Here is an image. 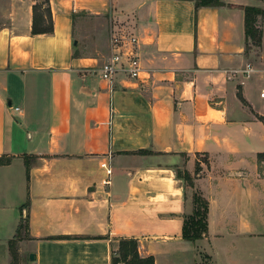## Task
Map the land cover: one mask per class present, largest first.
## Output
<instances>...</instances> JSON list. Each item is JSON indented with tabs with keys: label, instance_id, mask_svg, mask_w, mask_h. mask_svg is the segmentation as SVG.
I'll list each match as a JSON object with an SVG mask.
<instances>
[{
	"label": "crops",
	"instance_id": "0c3cea01",
	"mask_svg": "<svg viewBox=\"0 0 264 264\" xmlns=\"http://www.w3.org/2000/svg\"><path fill=\"white\" fill-rule=\"evenodd\" d=\"M223 1L0 0V244L33 264H111L122 238L155 264H264V19L246 52L244 10L264 0ZM42 2L54 32L33 34ZM121 25L143 70L109 82ZM177 168L208 202L196 241Z\"/></svg>",
	"mask_w": 264,
	"mask_h": 264
},
{
	"label": "trees",
	"instance_id": "16d2710c",
	"mask_svg": "<svg viewBox=\"0 0 264 264\" xmlns=\"http://www.w3.org/2000/svg\"><path fill=\"white\" fill-rule=\"evenodd\" d=\"M196 6H221L225 2L223 0H195ZM245 10V33H246V52L252 46L260 47L262 45L263 30L259 25L260 19H264V8L256 6H246ZM33 34L53 33L54 24L52 19V11L48 2H42L34 5ZM264 120V117H261ZM29 156H26V165L29 171ZM260 160L264 158V153L259 155ZM10 162V157H0V164ZM178 178L184 179L192 184V178L186 171L185 176L177 174ZM204 198V197H203ZM201 208L196 206L192 215H189L184 221L183 237L186 240L196 241L204 237L208 229V202L204 198ZM22 228L28 229V224L22 223ZM111 264H155L153 255L142 256L139 251V241L134 238H122L117 244V248L112 251Z\"/></svg>",
	"mask_w": 264,
	"mask_h": 264
},
{
	"label": "built area",
	"instance_id": "2783aa9c",
	"mask_svg": "<svg viewBox=\"0 0 264 264\" xmlns=\"http://www.w3.org/2000/svg\"><path fill=\"white\" fill-rule=\"evenodd\" d=\"M138 44L139 39L134 32L112 34L111 54L98 68L101 78L109 82H113L118 75H124L130 79H139L143 67L138 52Z\"/></svg>",
	"mask_w": 264,
	"mask_h": 264
},
{
	"label": "rangeland",
	"instance_id": "374dc122",
	"mask_svg": "<svg viewBox=\"0 0 264 264\" xmlns=\"http://www.w3.org/2000/svg\"><path fill=\"white\" fill-rule=\"evenodd\" d=\"M126 24V23H125ZM132 25V24H130ZM124 25L120 26V29L118 30V33H125L128 32V26L122 27ZM30 165L34 162L33 157H28ZM182 174V176H185L186 171L182 170L180 168L176 169V174ZM184 180V179H183ZM186 181V180H184ZM186 186H188V198L192 201L194 206H197L200 208L201 211H203L204 208H201L204 203L203 196L196 191L195 189H191L190 183L188 181L185 182ZM25 225V223H24ZM24 229L22 228L18 236L24 235ZM17 239L14 241L8 243V244H0V264H33V260L26 254H21L18 251V246L16 244ZM115 248H117V244L115 245Z\"/></svg>",
	"mask_w": 264,
	"mask_h": 264
},
{
	"label": "water",
	"instance_id": "95a60500",
	"mask_svg": "<svg viewBox=\"0 0 264 264\" xmlns=\"http://www.w3.org/2000/svg\"><path fill=\"white\" fill-rule=\"evenodd\" d=\"M31 259H34V256L33 255H31V257H30Z\"/></svg>",
	"mask_w": 264,
	"mask_h": 264
}]
</instances>
